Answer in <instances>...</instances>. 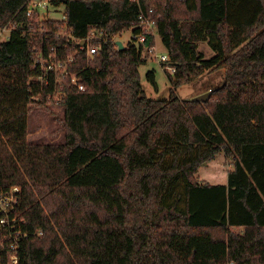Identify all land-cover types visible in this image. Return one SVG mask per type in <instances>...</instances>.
I'll use <instances>...</instances> for the list:
<instances>
[{
	"label": "trees",
	"instance_id": "1",
	"mask_svg": "<svg viewBox=\"0 0 264 264\" xmlns=\"http://www.w3.org/2000/svg\"><path fill=\"white\" fill-rule=\"evenodd\" d=\"M25 1L0 0V27L25 17ZM151 8L177 66L168 98L150 97L141 80L155 36L124 49L114 40ZM66 12L79 37L106 32L93 57L57 36L63 21L0 42V187H21L26 227L43 231L16 264H264V0H69ZM53 45L78 51L69 67L86 90L66 82L65 141L34 143L33 106L55 99L28 84L39 74L33 50ZM216 70L225 78L208 100L178 95ZM222 151L228 182H201L199 168Z\"/></svg>",
	"mask_w": 264,
	"mask_h": 264
},
{
	"label": "built area",
	"instance_id": "2",
	"mask_svg": "<svg viewBox=\"0 0 264 264\" xmlns=\"http://www.w3.org/2000/svg\"><path fill=\"white\" fill-rule=\"evenodd\" d=\"M26 0L24 8L25 17L21 20H11L5 26L0 27V42L7 41L12 37L15 30H19L22 36H27L36 32L48 33L43 23L45 20L63 21V24L57 30V36H67L73 41L79 42L82 50L87 51L88 57H93L107 39V34L103 29L93 28L87 37H79L74 33V29L68 25V16L66 12V3L60 0ZM64 4L63 15L54 17L53 11L57 12L58 7ZM138 29V30H134ZM133 29L131 41L137 46L146 44L149 34L156 38L154 45H145L144 53L153 55L162 64L165 70L170 73L176 71V64L172 61L169 53L158 54L157 46V20L153 16V8L146 12L142 10L139 14V22ZM98 41L97 44L94 41ZM116 47H118L117 41ZM78 53L61 56L58 46L53 45L50 48L35 46L33 50V63L39 70V74L30 77L28 84L40 83L41 88L52 87L46 95L49 99H55V103H63L65 97V87L68 81L70 86H75L79 90H86V86L79 76L78 72L70 70V64L74 62ZM39 97H35L37 99ZM22 189L19 185H12L8 188L0 187V262L4 257L8 258L9 263L16 264L20 261V251L23 243L31 235L42 234V230L31 231L26 227L27 220L20 210ZM228 264H237L236 261H230Z\"/></svg>",
	"mask_w": 264,
	"mask_h": 264
},
{
	"label": "rangeland",
	"instance_id": "3",
	"mask_svg": "<svg viewBox=\"0 0 264 264\" xmlns=\"http://www.w3.org/2000/svg\"><path fill=\"white\" fill-rule=\"evenodd\" d=\"M64 4L58 7L57 12L51 13L54 17L63 15ZM133 28L126 29L118 33L115 41H122L128 45L133 37ZM198 50L203 52L205 57L209 58L215 54V51L207 41L198 42ZM156 51L158 54L167 53L164 48L160 35H157ZM147 56V55H146ZM155 72V83L148 79V71ZM141 80L147 94L152 98H168L170 95L171 83L168 78V71L153 55L147 56V62L140 66ZM224 70L207 71L201 77L193 82L184 84L177 89L178 95L182 99L194 98L211 90L212 86L221 85L224 81ZM65 107L62 103H48L43 106H33L29 115V141L34 143H62L65 141L64 128ZM233 160L228 158L222 151L217 154L214 160L207 165H202L197 173L199 180L205 182L225 183L227 174L233 168ZM242 229V228H240Z\"/></svg>",
	"mask_w": 264,
	"mask_h": 264
},
{
	"label": "water",
	"instance_id": "4",
	"mask_svg": "<svg viewBox=\"0 0 264 264\" xmlns=\"http://www.w3.org/2000/svg\"><path fill=\"white\" fill-rule=\"evenodd\" d=\"M64 3H68L69 0H62ZM117 44H118V47L119 49H124L125 48V45L122 43V41H117ZM211 92L212 90L210 91H207L203 94H200V95H197L195 96L193 99L194 100H197V101H205V100H208L211 96ZM208 162L205 163V165H207Z\"/></svg>",
	"mask_w": 264,
	"mask_h": 264
},
{
	"label": "crops",
	"instance_id": "5",
	"mask_svg": "<svg viewBox=\"0 0 264 264\" xmlns=\"http://www.w3.org/2000/svg\"><path fill=\"white\" fill-rule=\"evenodd\" d=\"M161 37V36H160ZM162 39V38H161ZM127 45H125V47H126ZM165 48V47H164ZM199 174V173H198ZM201 182H205V181H203V180H201ZM227 182H228V174H227ZM227 182H225V183H216V184H226ZM210 183V182H209ZM213 184V183H212Z\"/></svg>",
	"mask_w": 264,
	"mask_h": 264
}]
</instances>
